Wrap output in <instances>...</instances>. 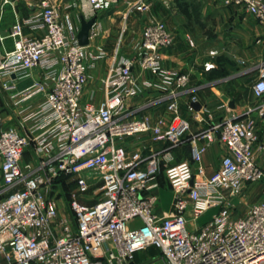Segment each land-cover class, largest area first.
Here are the masks:
<instances>
[{
    "label": "built area",
    "instance_id": "1",
    "mask_svg": "<svg viewBox=\"0 0 264 264\" xmlns=\"http://www.w3.org/2000/svg\"><path fill=\"white\" fill-rule=\"evenodd\" d=\"M116 1L78 3L91 19L96 10ZM5 3L10 0H0V5ZM224 4L241 7L264 31V0ZM132 8L146 12L150 1L135 0ZM25 28L40 34H25ZM95 30L93 22L88 38ZM141 31V68L186 88L188 75L165 70L159 60V51L173 43L165 24L153 21ZM7 35L13 46L0 63V88L20 108L26 125L25 132L13 126L0 130V179L10 189L0 199V264H133L135 253L148 247L164 264H264V168L255 153L264 151V138L252 121L228 118L209 128L206 139L225 148L212 174L204 176L202 148L194 145L190 161L169 164L166 153L183 141L189 121L179 116L174 100L166 108L172 114L168 124L159 120L153 126L144 118L123 117L125 102L138 93L132 61L109 68L102 80L103 99L93 105L82 102L83 90L90 64L104 53L88 55L87 47L78 44L68 13L59 14L56 4L41 0L37 12L17 20ZM4 38L0 35V43ZM34 69L40 71L38 79L18 89L17 81ZM259 72L251 85L256 98L264 96V65ZM36 97L32 107L28 103ZM195 103L191 97L188 112H195ZM141 133H150L166 149L146 155L118 143ZM29 144L36 162L21 165ZM161 167L172 193L167 213L155 208ZM67 176L76 186L69 199L73 222L48 196L49 187ZM96 183L100 196L89 204L83 195ZM250 183H261L260 199L236 214L231 197ZM210 209L215 212L208 220L189 227V221Z\"/></svg>",
    "mask_w": 264,
    "mask_h": 264
},
{
    "label": "crops",
    "instance_id": "2",
    "mask_svg": "<svg viewBox=\"0 0 264 264\" xmlns=\"http://www.w3.org/2000/svg\"><path fill=\"white\" fill-rule=\"evenodd\" d=\"M78 1L58 0L61 13L69 14L75 33L81 24L80 17L90 20L84 17ZM149 1L150 8L146 12L132 8L135 0H117L106 9L96 10L91 17L97 34L89 38L86 51L88 55L103 52L104 56L89 66V80L83 90L82 102L98 104L103 99L102 80L109 68L126 60L132 61L131 75L138 93L125 102L123 117L144 118L153 126L159 120L168 124L172 114L166 108L168 102L174 100L178 104L179 116L189 121L190 128L183 141L171 147L165 157L169 164L190 161L191 145L202 148L200 163L204 176H208L218 168L225 153V148L217 140L210 142L204 136L213 123L228 118L252 121L260 139L264 138V96L256 98L251 87L264 65L263 27L241 7L226 5L224 0H184L188 5L185 14L176 6L175 0ZM39 2L23 0L18 3L15 0L0 5V35L5 36L0 43V63L4 53L13 46L8 30L17 20L37 12ZM153 21L163 22L173 36L172 45L159 51L161 65L165 70L187 74L186 88L178 89L172 81L141 68L137 62L141 30ZM24 33L33 36L39 35L40 31L30 32L25 28ZM39 73L34 69L20 78L17 88L32 84ZM191 97L200 104V108L192 113L187 110ZM38 100L36 97L28 104L33 107ZM20 116V108L14 107L8 94L0 88V130L13 126L25 132L26 124L21 122ZM118 143L129 150H141L146 155L162 150L165 145L153 142L150 133L125 137ZM24 151L26 161L21 165L35 164L32 145ZM255 153L256 161L264 168V151L259 149ZM193 168H196L195 164ZM1 188L6 187L3 184L0 191ZM157 194L155 208L159 213L169 212L172 193L160 188ZM166 194L169 201L164 207L161 197Z\"/></svg>",
    "mask_w": 264,
    "mask_h": 264
},
{
    "label": "rangeland",
    "instance_id": "3",
    "mask_svg": "<svg viewBox=\"0 0 264 264\" xmlns=\"http://www.w3.org/2000/svg\"><path fill=\"white\" fill-rule=\"evenodd\" d=\"M15 0H10V2ZM23 2V0H16V2ZM39 0H30L31 3H36ZM41 1V0H40ZM53 4H56V6L59 9V14L61 13V9L58 3V0H50ZM8 114V112L6 111ZM31 144H29L30 146ZM28 147V146H27ZM166 145H163L161 147L165 148ZM30 151V150H29ZM28 151V152H29ZM25 152V151H24ZM26 154L23 153L21 157V163L23 161H26ZM24 163V162H23ZM161 188L165 190L166 192H169V188L167 186V183L165 182V179H163V168L161 167L160 175H159ZM3 183L0 179V187H2ZM260 188L261 183H250L246 184L245 187L241 190L239 194H236L235 196L231 197V204L232 210L236 214H242L246 211V209L252 205L253 203L259 201L260 199ZM9 188H1L0 191V199L8 194ZM76 190L75 182L73 181L71 176L67 177H61L54 183L51 187L48 189V196L54 197L57 205H58V211H60V214L65 216L67 220L73 222L72 218V212L69 209V199L70 194L73 193ZM83 200H85L89 204H93L97 201L99 195V184L96 183V185H93L88 192L83 195ZM161 201L163 206L165 207L169 201V196L166 194L165 196L161 197ZM170 211V210H169ZM215 212V209H210L204 214L201 215V217L192 222L189 221V227L191 228L194 225H200L203 221L209 219L212 214ZM133 264H164L162 258L160 257V254L155 251L152 247H148L144 249L143 251H137L135 253V257L133 260Z\"/></svg>",
    "mask_w": 264,
    "mask_h": 264
},
{
    "label": "water",
    "instance_id": "4",
    "mask_svg": "<svg viewBox=\"0 0 264 264\" xmlns=\"http://www.w3.org/2000/svg\"><path fill=\"white\" fill-rule=\"evenodd\" d=\"M81 18V24L79 27V30L77 31V42L80 46H87L88 40H89V29L92 26V23L94 22V18H91L90 20H85L84 18ZM193 107L195 110H198L200 108L199 103L193 104Z\"/></svg>",
    "mask_w": 264,
    "mask_h": 264
},
{
    "label": "trees",
    "instance_id": "5",
    "mask_svg": "<svg viewBox=\"0 0 264 264\" xmlns=\"http://www.w3.org/2000/svg\"><path fill=\"white\" fill-rule=\"evenodd\" d=\"M176 6L180 9V11L185 14L187 11V3L184 0H175ZM154 249V248H153ZM156 251V250H155ZM157 252V251H156ZM158 253V252H157Z\"/></svg>",
    "mask_w": 264,
    "mask_h": 264
}]
</instances>
